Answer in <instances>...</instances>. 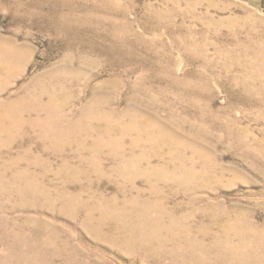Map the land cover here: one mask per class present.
<instances>
[{
  "label": "rangeland",
  "instance_id": "obj_1",
  "mask_svg": "<svg viewBox=\"0 0 264 264\" xmlns=\"http://www.w3.org/2000/svg\"><path fill=\"white\" fill-rule=\"evenodd\" d=\"M3 45L0 264H264V0H0Z\"/></svg>",
  "mask_w": 264,
  "mask_h": 264
},
{
  "label": "bare ground",
  "instance_id": "obj_2",
  "mask_svg": "<svg viewBox=\"0 0 264 264\" xmlns=\"http://www.w3.org/2000/svg\"><path fill=\"white\" fill-rule=\"evenodd\" d=\"M7 41V40H6ZM6 46V45H5ZM4 45H3V47L2 46H0V56L2 57V59H1V62H0V66H1V68L2 69H4L5 70V78H9L10 77V75L12 74V70H13V68H14V63H13V60L12 59H14V57H16V56H14V52L12 51H9V49L8 48H6ZM11 47V46H10ZM20 48V47H19ZM17 50V49H16ZM21 57H22V54H21ZM7 59V61H5V60H3V59ZM12 58V59H11ZM18 61V60H17ZM15 70V69H14ZM67 72V71H66ZM51 74V73H50ZM13 75H14V73H13ZM12 75V76H13ZM55 75H56V73H55ZM52 79V78H51ZM46 80V79H45ZM44 80V81H45ZM56 80V79H55ZM62 80V79H61ZM60 81V80H59ZM3 84H5L4 83V79L2 78H0V87L3 85ZM44 84V83H43ZM40 85V84H39ZM32 86V85H31ZM58 86V85H57ZM38 87V86H37ZM63 87V86H62ZM61 87V88H62ZM263 87V86H262ZM27 88V87H26ZM58 88V87H57ZM65 88V87H64ZM45 89V88H44ZM56 89V88H55ZM97 89H98V87H97ZM28 90V89H27ZM71 90V89H70ZM36 91V90H35ZM38 91V90H37ZM36 91V92H37ZM46 91V90H45ZM53 91V90H52ZM24 92V91H23ZM56 92V91H55ZM61 92V91H60ZM31 93V92H30ZM33 93V92H32ZM35 93V92H34ZM52 94V93H51ZM24 95H25V93H24ZM27 95V94H26ZM37 95V94H36ZM35 95V96H36ZM31 96V95H30ZM41 96V95H40ZM63 96H65V95H63ZM20 97V96H19ZM59 97V96H58ZM21 98V97H20ZM31 99V97H29V96H26V97H24V96H22V99H16V100H10V101H8L7 103H5L4 104V106H2V107H0V134H2V133H6L7 135L8 134H12V133H14V131L16 130V129H19L20 127L18 126V125H20V124H22L23 123V119H22V115L27 111V108H26V106H27V103L29 102V103H31L29 100ZM39 99V98H38ZM51 99H52V97H51ZM37 101V100H36ZM55 101V100H54ZM57 101V100H56ZM55 101V102H56ZM148 102V101H147ZM28 103V104H29ZM51 103V102H50ZM59 104V103H58ZM29 105H31V104H29ZM38 105V104H37ZM51 105V104H50ZM60 105V104H59ZM33 107V106H32ZM41 107V106H40ZM36 108H38V107H36ZM153 108V107H152ZM33 109V108H32ZM44 109H46V108H44ZM59 109V108H58ZM35 110V109H34ZM41 110V109H40ZM54 110V109H53ZM56 110V109H55ZM83 110H84V108H83ZM40 112V111H39ZM45 113H46V111H44ZM51 112V111H50ZM63 112V111H62ZM85 112V111H84ZM27 113V112H26ZM44 113V114H45ZM81 113V112H80ZM118 113V112H117ZM50 114V113H49ZM52 114V113H51ZM64 114V113H63ZM78 114V113H77ZM160 114V113H159ZM110 115V114H109ZM78 116V115H77ZM140 116V115H139ZM36 117V116H35ZM48 117V116H47ZM56 117H58V116H56ZM83 117V116H82ZM41 118V117H40ZM54 118V117H53ZM29 120V119H28ZM69 120V119H68ZM73 120V119H72ZM76 120H77V118H76ZM75 120V121H76ZM104 120V119H103ZM111 120V119H110ZM44 121V120H43ZM62 121V120H61ZM142 121V120H141ZM31 123L33 122H35L34 120H32V121H30ZM46 122H48V121H46ZM50 122V121H49ZM71 122V121H70ZM74 122V121H73ZM79 122V121H78ZM107 122V121H106ZM147 122V121H146ZM82 123V122H81ZM97 123V122H96ZM114 123V122H113ZM144 123V122H143ZM69 124V123H68ZM85 124V123H84ZM93 124V123H92ZM115 124V123H114ZM26 125V124H25ZM50 125V124H49ZM60 125V124H59ZM66 125V124H65ZM88 125V124H87ZM104 125V124H103ZM106 125V124H105ZM104 125V126H105ZM138 125V124H137ZM143 125V124H142ZM32 126V125H31ZM38 126V125H37ZM84 126V125H83ZM92 126V125H91ZM115 126V125H114ZM29 127H30V125H29ZM90 127V126H89ZM116 127V126H115ZM51 128V127H50ZM53 128H55V127H53ZM81 128H82V126H81ZM87 128V127H86ZM86 128H83V129H86ZM104 128V127H103ZM114 128V127H113ZM46 129V128H45ZM73 129V128H72ZM93 129V128H92ZM115 129V128H114ZM172 129V128H171ZM20 130V129H19ZM78 130V129H77ZM89 130V129H88ZM106 130V129H105ZM52 131V130H51ZM57 131V130H56ZM67 131H69V130H67ZM72 131V130H71ZM70 131V132H71ZM87 131V130H86ZM93 131V130H92ZM99 131V130H98ZM112 131V130H111ZM155 131V130H154ZM80 132V131H79ZM78 132V133H79ZM84 132V131H83ZM105 132V131H104ZM109 132V131H108ZM139 132V131H138ZM176 132V131H175ZM16 133V132H15ZM24 133V132H23ZM77 133V132H76ZM82 133V132H81ZM81 133H80V135H81ZM96 133V132H95ZM111 133V132H110ZM118 133V132H117ZM144 133V132H143ZM151 133V132H150ZM53 134V133H52ZM63 134H65V133H63ZM90 134V133H89ZM99 134V133H98ZM106 134V133H105ZM128 134V133H127ZM141 134H142V132H141ZM178 134V133H177ZM17 135V134H16ZM15 135V136H16ZM55 135V134H54ZM70 135H72V134H70ZM103 135V134H102ZM133 135V134H132ZM131 135V136H132ZM137 135H138V133H137ZM14 136V135H13ZM14 136V137H15ZM91 136V135H90ZM170 136V135H169ZM7 137H9V135L7 136ZM13 137V138H14ZM64 137V136H63ZM79 137V136H78ZM94 137V136H93ZM122 137V136H121ZM181 137V136H180ZM40 138V137H39ZM82 138V137H81ZM92 138V137H91ZM102 138V137H101ZM101 138H99V139H101ZM164 138V137H163ZM4 139H6V138H4ZM10 139V138H9ZM50 139H51V137H50ZM53 139V138H52ZM61 139V138H60ZM107 139V138H106ZM105 138H104V140H106ZM116 139V138H115ZM119 139V138H118ZM160 139H162V138H160ZM14 140V139H13ZM18 140V139H17ZM138 140V139H137ZM149 140V139H148ZM158 140V139H157ZM7 141V140H6ZM64 141V140H63ZM135 141V140H134ZM175 141V140H174ZM11 142V141H10ZM15 142V141H14ZM96 142V141H95ZM104 142V141H103ZM102 142V143H103ZM119 142V141H118ZM132 142V141H131ZM136 142V141H135ZM167 142V141H166ZM83 143V142H82ZM94 143V142H93ZM105 143V142H104ZM137 143V142H136ZM141 143V142H140ZM148 143V142H147ZM150 143V142H149ZM12 144V143H11ZM55 144V143H54ZM98 144V143H97ZM114 144V143H113ZM123 144V143H122ZM169 144H170V142H169ZM3 145V144H2ZM8 145V144H7ZM56 145V144H55ZM93 145V144H92ZM100 145V144H99ZM110 145V144H109ZM108 145V146H109ZM124 145V144H123ZM138 145V144H137ZM158 145V144H157ZM183 145V144H182ZM5 146V145H4ZM85 146V145H84ZM113 146V145H112ZM116 146V145H115ZM150 146V145H149ZM79 147V146H78ZM110 147V146H109ZM122 147V146H121ZM147 147V146H146ZM120 148V147H119ZM128 148V147H127ZM163 148V147H162ZM171 148V147H170ZM173 148V147H172ZM95 149V148H94ZM101 149V148H100ZM112 149V148H111ZM117 149V148H116ZM124 149V148H123ZM158 149V148H157ZM89 150H90V148H89ZM110 150V149H109ZM130 150V149H129ZM172 150V149H171ZM118 151V150H117ZM131 151H132V149H131ZM147 151V150H146ZM121 152H122V150H121ZM120 152V153H121ZM153 152H154V150H153ZM162 152V151H161ZM94 153V152H93ZM134 153V152H133ZM136 153H137V151H136ZM157 153H159V152H157ZM180 153H181V151H180ZM178 155V154H177ZM109 156V155H108ZM169 156V155H168ZM111 157V156H110ZM152 157V156H151ZM155 157V156H154ZM182 157V156H181ZM127 158V157H126ZM177 158V157H176ZM180 158V157H179ZM115 159V158H114ZM121 159V158H120ZM125 159V158H124ZM149 159V158H148ZM156 159V158H155ZM34 160V159H33ZM176 160V159H175ZM179 160V159H178ZM185 160V159H184ZM116 161H118V160H116ZM144 161V160H143ZM151 161V160H150ZM17 162V161H16ZM113 162V161H112ZM131 162V161H130ZM166 162V161H165ZM185 162V161H184ZM151 163H153V162H151ZM159 163V162H158ZM164 163V162H163ZM10 164V163H9ZM89 164V163H88ZM131 164V163H130ZM139 164H141V163H139ZM96 165V164H95ZM127 165V164H126ZM186 165V164H185ZM145 166V165H144ZM155 166V165H154ZM172 166V165H171ZM114 167V166H113ZM133 167V166H132ZM178 167V166H177ZM187 167V166H186ZM163 168H164V166H163ZM181 168V167H180ZM119 169V168H118ZM156 169V168H155ZM166 169V168H165ZM190 169H192V168H190ZM195 170V169H194ZM139 171V170H138ZM149 171V170H148ZM151 171V170H150ZM157 171V170H156ZM197 171V170H196ZM142 172V171H141ZM154 172V171H153ZM178 172V171H177ZM176 172V173H177ZM195 172V171H194ZM204 172V171H203ZM160 173V172H159ZM162 173V172H161ZM165 173V172H164ZM66 174V173H65ZM142 174V173H141ZM183 174V173H182ZM169 175V174H168ZM184 175H185V173H184ZM189 175V174H188ZM192 175V174H191ZM202 175V174H201ZM209 175V174H208ZM186 176V175H185ZM19 177V176H18ZM141 177V176H140ZM151 177V176H150ZM164 177V176H163ZM187 177V176H186ZM202 177V176H201ZM210 177V176H209ZM214 177V176H213ZM153 178V177H152ZM155 178V177H154ZM166 178V177H165ZM205 178V177H204ZM144 179H145V177H144ZM158 179H159V176H158ZM189 179V178H188ZM187 179V180H188ZM196 179V178H195ZM198 179V178H197ZM150 180V179H149ZM180 180V179H179ZM185 180V179H184ZM183 180V181H184ZM207 180V179H206ZM210 180V179H209ZM170 181V180H169ZM176 182V181H175ZM135 183V182H134ZM151 183V182H150ZM154 183V182H153ZM179 183V182H178ZM184 183V182H183ZM214 183V182H213ZM216 183V182H215ZM125 184V183H124ZM182 184V183H181ZM206 184V183H205ZM209 184V183H208ZM32 188H34V187H32ZM209 188V187H208ZM161 189H162V187H161ZM204 189V188H203ZM141 191V190H140ZM172 191V190H171ZM150 192V191H149ZM185 192V191H184ZM194 192V191H193ZM45 196L46 195H48V193H46L45 192V194H44ZM155 195V194H154ZM184 196V195H183ZM189 196V195H188ZM187 196V197H188ZM192 198V197H191ZM189 201V200H188ZM194 201V200H193ZM163 204V203H162ZM165 204V203H164ZM117 205H119V204H117ZM147 205V204H146ZM149 206V205H148ZM162 206V205H161ZM106 207V206H105ZM208 207V206H207ZM204 208V207H203ZM151 209V208H150ZM199 209V208H198ZM173 210V209H172ZM193 210H194V208H193ZM201 210V209H200ZM114 211V210H113ZM120 211V210H119ZM134 211V210H133ZM165 211V210H164ZM192 211V210H191ZM149 212V211H148ZM163 212V211H162ZM220 212V211H219ZM135 213V212H134ZM164 213V212H163ZM195 213V212H194ZM108 214V213H107ZM162 214V213H161ZM203 214H205V213H203ZM202 214V215H203ZM209 214V213H208ZM207 214V215H208ZM226 215V214H225ZM160 217V216H159ZM219 217V216H218ZM233 217V216H232ZM127 218V217H126ZM179 218V217H178ZM191 218V217H190ZM220 218V217H219ZM123 219V218H122ZM133 219V218H132ZM138 219V218H137ZM158 219V218H157ZM164 219H165V217H164ZM99 220V219H98ZM124 220V219H123ZM147 220V219H146ZM145 220V221H146ZM125 221V220H124ZM170 221V220H169ZM190 221H191V219H190ZM122 222V221H121ZM193 222V221H192ZM128 223V222H127ZM132 223V222H131ZM182 223V222H181ZM188 223H189V221H188ZM209 223V222H208ZM212 223V222H211ZM218 223V222H217ZM106 224V223H105ZM104 224V225H105ZM119 224V223H118ZM158 224V223H157ZM219 224V223H218ZM136 225H138V224H136ZM153 225V224H152ZM176 225V224H175ZM191 225V224H190ZM205 225H206V223H205ZM157 226V225H156ZM159 226V225H158ZM199 226V225H198ZM203 226H204V224H203ZM210 226V225H209ZM227 226V225H226ZM238 226V225H237ZM120 227H121V224H120ZM132 227H134V226H132ZM166 227V226H165ZM168 227V226H167ZM188 227V226H187ZM212 227V226H211ZM101 228V227H100ZM151 228V227H150ZM171 228H172V226H171ZM181 228V227H180ZM183 228H185V226L183 227ZM191 228V227H190ZM209 228V227H208ZM220 228V227H219ZM232 228V226L230 225V226H228V229H231ZM248 228V227H247ZM127 229V228H126ZM125 229V230H126ZM135 229V228H134ZM133 229V230H134ZM139 229H142L143 230V227L142 226H140L139 227ZM182 229V228H181ZM233 229H234V232L236 231V230H238L235 226H233ZM103 230V229H102ZM115 230V229H114ZM117 230V229H116ZM148 230H149V227H148ZM152 230V229H151ZM163 230V229H162ZM200 230H201V228H200ZM208 230V229H207ZM213 230V229H212ZM156 231V230H155ZM159 231V230H158ZM186 231V230H185ZM209 231V230H208ZM215 231V230H214ZM116 232V231H115ZM118 232V231H117ZM124 232V231H123ZM169 232V231H168ZM252 232V231H251ZM250 232V233H251ZM100 233V232H99ZM138 233V232H137ZM154 233V232H153ZM171 233V232H170ZM98 234V233H97ZM103 234V233H102ZM105 234V233H104ZM108 234H109V232H108ZM113 234V233H112ZM131 234V233H130ZM191 234V233H190ZM198 234V233H197ZM200 234V233H199ZM198 234V235H199ZM259 234V233H258ZM115 235H116V233H115ZM140 235V234H139ZM149 235H150V233H149ZM210 235V234H209ZM221 235V234H220ZM126 236V235H125ZM137 236V235H136ZM152 236V235H151ZM176 236V235H175ZM181 236V235H180ZM190 236V235H189ZM212 236V235H211ZM251 236V235H250ZM132 237V236H131ZM205 237V236H204ZM106 238H108V237H106ZM121 238V237H120ZM127 238V237H126ZM141 238V237H140ZM139 238V239H140ZM152 238H153V236H152ZM165 238V237H164ZM169 238V237H168ZM190 238V237H189ZM199 238V237H198ZM154 239V238H153ZM184 239V238H183ZM223 239V238H222ZM109 240V239H108ZM112 240V239H111ZM116 240V239H115ZM130 240H132V239H130ZM149 240V239H148ZM163 240V239H162ZM167 240V239H166ZM191 240V239H190ZM247 240V239H246ZM113 241V240H112ZM134 241V240H133ZM158 241V240H157ZM179 241V240H178ZM211 241V240H210ZM219 240L218 239H216L215 240V243H214V245L212 246V247H208L207 249H210V250H212V252L213 253H211V254H208L207 255V258H204V259H201V260H197V259H195V258H191V257H188L187 259L190 261V262H192L193 264H209V263H211V264H244V263H246L247 262V260H248V258H249V256L247 255L248 253H249V250H250V252H251V250L252 249H248V247H246V243H244V242H240L241 243V247L239 248V247H235L234 245H232V244H230L229 242H226V243H222L221 241L220 242H218ZM118 242V241H117ZM142 242V241H141ZM146 242V241H145ZM163 242V241H162ZM169 242V241H168ZM180 242V241H179ZM183 242V241H182ZM195 242V241H194ZM113 243V242H112ZM127 243V242H126ZM133 243V242H132ZM147 243H149V242H147ZM147 243H145V244H147ZM176 243V242H175ZM184 243V242H183ZM186 243V242H185ZM198 243V242H197ZM209 243V242H208ZM213 243V242H212ZM111 244V243H110ZM134 244H136V243H134ZM140 244V243H139ZM155 244V243H154ZM177 244V243H176ZM205 244V243H204ZM249 244H251V243H249ZM115 245V244H114ZM157 245H160V244H157ZM208 245H210V244H208ZM131 246H132V244H131ZM135 246V245H134ZM148 246V245H147ZM156 246V245H155ZM171 246V245H170ZM195 247V246H194ZM142 248V247H141ZM158 248V247H157ZM166 248V247H165ZM185 248V247H184ZM203 248V247H202ZM201 248V249H202ZM256 248V247H255ZM264 248V247H263ZM132 249V248H131ZM163 249V248H162ZM161 249V250H162ZM147 250V249H146ZM167 250V249H166ZM185 250V249H184ZM215 250H219V251H222L223 253H222V257H217L216 255H217V253L215 252ZM137 251V250H136ZM157 251V250H156ZM191 251V250H190ZM201 251V250H200ZM161 252V251H160ZM188 252V251H187ZM248 252V253H247ZM182 253V252H181ZM209 253V252H208ZM261 253V252H260ZM189 254V253H188ZM251 254V253H250ZM157 255V254H156ZM171 255V254H170ZM177 255V254H176ZM214 255V256H213ZM253 260H255V262H264V254L263 255H260L259 254V252H257V251H255L254 250V253H253ZM199 256V255H198ZM197 256V257H198ZM201 256V255H200ZM168 260V259H167ZM179 261H181V260H179ZM171 262V261H170ZM253 262V261H252ZM163 264V263H162ZM177 264V263H176ZM184 264V263H183Z\"/></svg>",
  "mask_w": 264,
  "mask_h": 264
}]
</instances>
